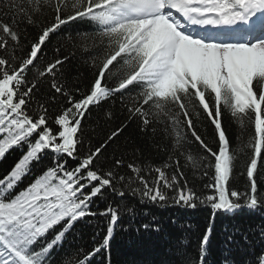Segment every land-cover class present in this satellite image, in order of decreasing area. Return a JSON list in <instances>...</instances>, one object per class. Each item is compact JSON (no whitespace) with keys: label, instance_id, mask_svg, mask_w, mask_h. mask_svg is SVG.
I'll return each instance as SVG.
<instances>
[{"label":"snow or ice","instance_id":"snow-or-ice-1","mask_svg":"<svg viewBox=\"0 0 264 264\" xmlns=\"http://www.w3.org/2000/svg\"><path fill=\"white\" fill-rule=\"evenodd\" d=\"M77 20L90 27L76 33L92 41L81 50L83 65L92 70L87 83L67 67L75 51L61 54L57 46L44 58L51 36ZM21 23L37 29L31 40ZM66 43L78 48L72 35ZM0 53V160L14 148L22 152L0 178V264H52V252L75 225L96 216L109 217L103 238L94 236L90 251L65 253L62 264H92L102 251L111 264L121 206L91 208L105 189L121 199L139 196L141 203L167 205L171 199L195 208L199 202L214 213L264 209L258 182L264 167V0H0ZM115 97L125 117L118 124ZM94 108L100 111L86 128ZM197 108L214 126L216 151L193 127ZM225 111L241 128L235 147L223 127ZM182 122L204 155L191 152ZM133 123L153 142L162 138L166 158L159 165L144 162L140 147L124 137ZM47 152L52 160L42 164ZM241 154L247 156L244 191L232 187ZM182 159L204 177L213 173L205 185L209 194L198 196L189 187ZM34 164L42 166L34 170ZM142 228L161 231L158 225ZM212 231L209 224L195 257L186 238H169L170 258L159 264H207ZM239 232L227 237L223 264H244L236 258ZM252 235L264 244V224ZM241 240L252 243L247 232ZM248 264H264V249Z\"/></svg>","mask_w":264,"mask_h":264},{"label":"trees","instance_id":"trees-1","mask_svg":"<svg viewBox=\"0 0 264 264\" xmlns=\"http://www.w3.org/2000/svg\"><path fill=\"white\" fill-rule=\"evenodd\" d=\"M4 22L11 23L8 17H3ZM21 30L27 29L26 35L28 40H31L37 32L34 27L27 26L23 23L19 25ZM90 27L87 21L77 20L64 26L58 33L51 36L48 44L44 48V52L47 56L44 58H51L53 56V49L60 46L64 51L61 54H67L70 51L76 52V57L70 61L68 68L71 69V73L76 75L82 74L81 79L84 83L91 78V69L83 65L81 59V50L85 45L90 46L92 41L89 39H83L77 36L78 32H89ZM72 35L75 40L74 47L71 44L66 43L67 37ZM28 40L23 39L21 42L27 44ZM19 54V53H18ZM2 55V53H0ZM113 104V101L106 102L101 105V109L109 107ZM121 105L119 97L114 98L113 111L117 113V119L115 124L122 122L125 117L120 116L119 112ZM100 109H92L88 118L85 120V127H91V120L95 119L96 114ZM199 116L194 113L191 114L193 121V127L198 135L212 147L214 151L217 150L215 143V131L214 126L211 124L207 115L199 108ZM184 118L181 117V121ZM223 127L225 128L226 135L229 137L232 147H235L239 141L237 137L241 136V128L239 124L233 120L226 111L222 116ZM115 124L113 126H115ZM180 131L186 136L191 152L193 154L204 155L205 153L201 149L199 142L195 141L192 136L191 130L187 129L185 123H181ZM89 136H93L91 131ZM124 137H129L135 144L141 149V159L144 162L159 165L163 159L166 158L164 152V143L162 138L158 135L155 142L152 141L150 136L142 134L136 123L131 124L125 131ZM124 137H121L122 140ZM251 137V130L249 129L243 134L242 140L244 143ZM95 144L96 141L93 140ZM159 144V148H157ZM26 150V149H25ZM111 148L106 152H110ZM247 151V149L245 150ZM22 155L20 149H12L3 160H0V178L7 175L11 170V167ZM247 156L241 154L235 167V179L232 181V187L238 191H244L247 184L246 173L244 172V162ZM52 160V153H45L42 164H49ZM70 164L73 162L70 161ZM182 171L185 174V178L189 187H192L198 196L209 194V190L205 188V185L210 182V178L213 175L211 171L207 177L201 175L199 170H194L189 165H185L183 159L181 160ZM42 165H33L34 170ZM174 170V169H173ZM171 175V170L169 172ZM30 178L25 179V184ZM260 183V191L264 192V167L260 169V175L258 177ZM24 185H21L23 187ZM167 191V190H166ZM169 197L174 193L168 191ZM109 204L113 206H121V219L118 222L115 237L111 243V264H159L160 261L170 258L166 253L170 252V249L165 246V242L172 237L181 236L187 239L188 248L187 252L190 256L195 257L197 255V249L199 247V238L204 233L209 224L213 225V231L211 234V242L209 245L210 254L208 256L207 264H223V249L226 245V240L229 235L233 233L235 229H239L234 239L241 243L242 249L237 254V260L248 264V262L254 259V254L264 249V244H261L258 237L252 235L257 231L258 226L264 224V209H257L251 211L248 209L237 210L234 213L213 212V210L206 205L197 202L195 208L186 207L183 205H176L171 199L167 202V205H160L145 200L141 203L139 196L132 197L126 195L123 199L114 195L110 190L105 189L101 195L93 198L92 211H103ZM127 207H133L134 213H129ZM109 217H86L83 221L78 222L72 231L68 234L62 248L55 249L50 259L52 264H62V259L65 253L75 252L79 248H83L85 252L90 251L93 245V237L99 241L103 238L106 232L107 223ZM143 224H150L152 228L157 225L161 228L159 233L155 231H145L142 228ZM190 226V227H189ZM247 232L249 240L252 243L247 245L243 244L241 240V234ZM99 233V235H97ZM92 264H108V257L106 252H101L92 261Z\"/></svg>","mask_w":264,"mask_h":264}]
</instances>
